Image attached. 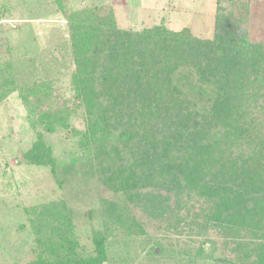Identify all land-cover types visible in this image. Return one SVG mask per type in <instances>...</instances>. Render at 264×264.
I'll return each mask as SVG.
<instances>
[{
  "label": "trees",
  "instance_id": "obj_1",
  "mask_svg": "<svg viewBox=\"0 0 264 264\" xmlns=\"http://www.w3.org/2000/svg\"><path fill=\"white\" fill-rule=\"evenodd\" d=\"M243 6L218 5L212 39L164 25L122 29L113 10L69 19L73 99L56 106L45 82L22 99L45 130L79 136L81 152L57 163L39 134L29 156L60 185L84 165L119 200L101 201L106 231L94 234L93 255L39 264H104L111 227L146 234L130 207L180 234L193 216L194 257L215 258L214 231L233 245L225 264H264V45L250 41ZM80 113L83 131L70 125Z\"/></svg>",
  "mask_w": 264,
  "mask_h": 264
},
{
  "label": "rangeland",
  "instance_id": "obj_2",
  "mask_svg": "<svg viewBox=\"0 0 264 264\" xmlns=\"http://www.w3.org/2000/svg\"><path fill=\"white\" fill-rule=\"evenodd\" d=\"M219 4L236 14H245L246 5L249 39L264 45V0H0V264H39L52 255L60 260L93 255L94 234L106 231L101 201L119 200L84 165L78 176H69L60 185L51 166L37 165L29 156L39 134L57 163L68 165L81 152L79 136L70 129L45 130L22 99L27 88L43 82L54 92L56 106L73 99L76 66L69 19L86 10L100 15L113 10L122 29L164 25L174 32L187 28L197 38L212 39ZM70 125L83 131L82 114L72 116ZM54 203L58 205L53 207ZM130 209L146 234L126 235L111 227L104 264L234 260L230 238L214 231L209 237L218 244L215 258L194 257L201 232L193 226L190 230L193 216L181 225L180 234L166 231L163 221Z\"/></svg>",
  "mask_w": 264,
  "mask_h": 264
}]
</instances>
